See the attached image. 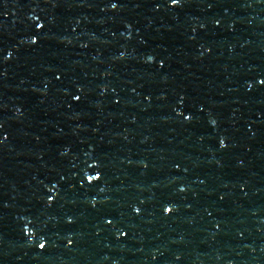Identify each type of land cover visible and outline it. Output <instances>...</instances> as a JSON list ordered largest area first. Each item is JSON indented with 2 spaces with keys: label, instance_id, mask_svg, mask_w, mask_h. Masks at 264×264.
Segmentation results:
<instances>
[{
  "label": "water",
  "instance_id": "water-1",
  "mask_svg": "<svg viewBox=\"0 0 264 264\" xmlns=\"http://www.w3.org/2000/svg\"><path fill=\"white\" fill-rule=\"evenodd\" d=\"M0 264H264V0H0Z\"/></svg>",
  "mask_w": 264,
  "mask_h": 264
},
{
  "label": "clouds",
  "instance_id": "clouds-1",
  "mask_svg": "<svg viewBox=\"0 0 264 264\" xmlns=\"http://www.w3.org/2000/svg\"><path fill=\"white\" fill-rule=\"evenodd\" d=\"M41 249H43V248L41 247Z\"/></svg>",
  "mask_w": 264,
  "mask_h": 264
},
{
  "label": "snow or ice",
  "instance_id": "snow-or-ice-1",
  "mask_svg": "<svg viewBox=\"0 0 264 264\" xmlns=\"http://www.w3.org/2000/svg\"><path fill=\"white\" fill-rule=\"evenodd\" d=\"M43 247V245H41Z\"/></svg>",
  "mask_w": 264,
  "mask_h": 264
}]
</instances>
